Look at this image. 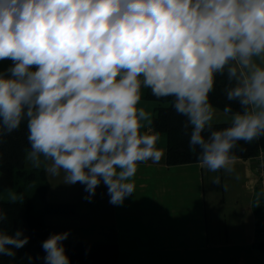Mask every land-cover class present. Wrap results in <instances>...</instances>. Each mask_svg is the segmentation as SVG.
Wrapping results in <instances>:
<instances>
[{"label":"clouds","instance_id":"obj_1","mask_svg":"<svg viewBox=\"0 0 264 264\" xmlns=\"http://www.w3.org/2000/svg\"><path fill=\"white\" fill-rule=\"evenodd\" d=\"M0 61L11 62L0 72V144L25 125L26 161L81 184L89 202L103 184L122 206L139 165L165 156L142 89L172 98L189 150L209 172L233 173L240 142L264 138V0H0ZM218 76L239 105L223 107L222 129L209 98ZM212 183L226 188L219 175ZM4 191L7 203L23 202ZM8 221L0 205V256L14 261L30 237L4 228ZM69 235L42 242L43 264H71Z\"/></svg>","mask_w":264,"mask_h":264},{"label":"crops","instance_id":"obj_2","mask_svg":"<svg viewBox=\"0 0 264 264\" xmlns=\"http://www.w3.org/2000/svg\"><path fill=\"white\" fill-rule=\"evenodd\" d=\"M158 105L140 103L152 117ZM223 122L229 121L217 108L213 123ZM166 146L160 135L164 158L139 165L136 193L122 206L109 203L103 184L89 202L81 184L46 174V201L74 205L72 214L44 216L49 235L70 230L66 241L115 243L117 264H264V250L256 244L254 157L237 158L231 174L212 173L199 162L168 166ZM24 167L32 168L25 158ZM217 175L226 188L212 183Z\"/></svg>","mask_w":264,"mask_h":264},{"label":"trees","instance_id":"obj_3","mask_svg":"<svg viewBox=\"0 0 264 264\" xmlns=\"http://www.w3.org/2000/svg\"><path fill=\"white\" fill-rule=\"evenodd\" d=\"M11 64L10 61H0V72ZM226 84L225 77H217L214 90L210 93V102L222 110L226 104H231L234 111L239 110L237 102L227 101L222 91ZM142 99L153 100L159 103L155 108L152 127L167 140L166 164L174 166L185 163L199 162L197 154L189 150V135L185 134L183 127L186 117L179 115L172 107V98L157 99L150 89H142ZM166 104V105H160ZM216 129L227 127L228 122L213 123ZM190 132V129H189ZM208 135V133H205ZM0 144V197L6 196L5 189H13L23 193L21 203L9 204L6 199L0 198L2 205L8 212L9 221L3 227L14 232L17 228L24 229V235L30 237L29 243L17 250L16 258L0 256V264H28L27 256L33 257L32 264H43L45 255L42 242L49 237V226L44 222L47 214L69 215L74 212V205L70 203H53L46 201L49 183L46 173L41 169H26L24 167L25 149L27 143V129L21 125L20 130L5 138ZM236 149L237 158H251L264 151V138L252 143L240 142ZM38 198L40 206L35 211V199ZM66 254L71 264H117L118 248L112 242L64 241ZM259 248L264 250V244L256 240ZM40 257V259H37Z\"/></svg>","mask_w":264,"mask_h":264},{"label":"built area","instance_id":"obj_4","mask_svg":"<svg viewBox=\"0 0 264 264\" xmlns=\"http://www.w3.org/2000/svg\"><path fill=\"white\" fill-rule=\"evenodd\" d=\"M254 161L256 164V182L255 190L253 192L254 204L257 209L256 216V231H257V241L264 244V151L259 150L258 154L254 156ZM260 199L261 203L259 206H256L257 199Z\"/></svg>","mask_w":264,"mask_h":264},{"label":"rangeland","instance_id":"obj_5","mask_svg":"<svg viewBox=\"0 0 264 264\" xmlns=\"http://www.w3.org/2000/svg\"><path fill=\"white\" fill-rule=\"evenodd\" d=\"M29 164V163H28ZM40 206V201L38 198L35 199V211L37 212Z\"/></svg>","mask_w":264,"mask_h":264}]
</instances>
